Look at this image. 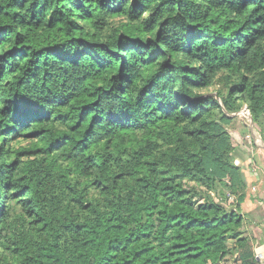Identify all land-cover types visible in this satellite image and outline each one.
<instances>
[{
	"label": "trees",
	"instance_id": "16d2710c",
	"mask_svg": "<svg viewBox=\"0 0 264 264\" xmlns=\"http://www.w3.org/2000/svg\"><path fill=\"white\" fill-rule=\"evenodd\" d=\"M244 106L264 0H0V264H258Z\"/></svg>",
	"mask_w": 264,
	"mask_h": 264
},
{
	"label": "crops",
	"instance_id": "0c3cea01",
	"mask_svg": "<svg viewBox=\"0 0 264 264\" xmlns=\"http://www.w3.org/2000/svg\"><path fill=\"white\" fill-rule=\"evenodd\" d=\"M236 164L244 168L247 188L244 200L240 204V213L244 217L242 229L249 237V248L258 259L259 254H264V168L258 163L254 156L249 159L237 156ZM226 264H237L229 260Z\"/></svg>",
	"mask_w": 264,
	"mask_h": 264
},
{
	"label": "rangeland",
	"instance_id": "374dc122",
	"mask_svg": "<svg viewBox=\"0 0 264 264\" xmlns=\"http://www.w3.org/2000/svg\"><path fill=\"white\" fill-rule=\"evenodd\" d=\"M215 89L216 86H212L209 90L212 94H216ZM234 114V119L228 124V131L237 142L236 156L245 159L254 156L258 162L256 166L260 165L264 168V148L262 147L264 143L260 134L251 127L250 117L248 118L242 110Z\"/></svg>",
	"mask_w": 264,
	"mask_h": 264
},
{
	"label": "built area",
	"instance_id": "2783aa9c",
	"mask_svg": "<svg viewBox=\"0 0 264 264\" xmlns=\"http://www.w3.org/2000/svg\"><path fill=\"white\" fill-rule=\"evenodd\" d=\"M242 111H243V113H245L247 115L248 118L250 117V111L247 108V106H244ZM230 199L233 200V201L236 200L235 196H231V195H230ZM258 256H259V264H264V254L261 253Z\"/></svg>",
	"mask_w": 264,
	"mask_h": 264
},
{
	"label": "water",
	"instance_id": "95a60500",
	"mask_svg": "<svg viewBox=\"0 0 264 264\" xmlns=\"http://www.w3.org/2000/svg\"><path fill=\"white\" fill-rule=\"evenodd\" d=\"M234 115H235V114H234ZM250 123H251V127L254 129V127H253V120H252L251 115H250ZM262 147L264 148V145H263ZM217 264H219V263H217Z\"/></svg>",
	"mask_w": 264,
	"mask_h": 264
}]
</instances>
